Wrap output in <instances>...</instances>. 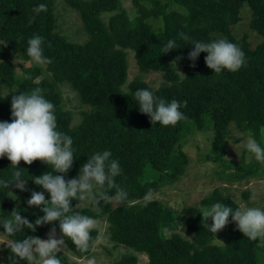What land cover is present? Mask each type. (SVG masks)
I'll use <instances>...</instances> for the list:
<instances>
[{
	"label": "trees",
	"instance_id": "trees-1",
	"mask_svg": "<svg viewBox=\"0 0 264 264\" xmlns=\"http://www.w3.org/2000/svg\"><path fill=\"white\" fill-rule=\"evenodd\" d=\"M65 1L82 19L88 36L84 43L71 41L57 30L55 0H0V122L14 119L12 96L40 88L54 105L57 131L73 140L72 168L57 175H64L66 180L79 178L88 158L105 150L111 152V160L119 162L122 171L114 179L128 193L125 203L101 200L100 209L95 210L72 201L73 213L107 220L109 240L129 251L112 264H138L137 253L147 255L149 264H264V243L248 239L231 215L216 235L207 227L212 224L211 217L202 220L198 210L214 203L234 210L241 207L224 192L229 190L226 186L215 188L201 200L195 209L196 219L187 226L171 206L148 199L186 174L191 159L185 145L197 133H210L207 159L224 165L217 172L222 179L233 183L262 178L260 168L264 172V164L256 159L240 165L227 164L224 157L235 128L264 147V0H132L136 9L133 17L120 0ZM40 4L46 5L47 11L35 12ZM106 14L110 15L105 19ZM240 23L257 35L254 46L248 32L241 35L237 31ZM181 34L189 39L184 40ZM34 35L43 37V54L52 62L23 66L19 74L7 56L31 60L26 50ZM220 38L237 44L245 53L246 65L238 71L215 73L205 63L206 52L195 61L189 59L193 42L210 43ZM169 40L178 47L163 53ZM128 50L135 52L141 72L163 74L164 80L157 88L141 77L127 84ZM63 84L75 89L80 102L89 107L74 125L71 111L63 107ZM138 89L151 90L166 102L179 101L187 119L175 126L153 124L135 101ZM18 167L26 180V190L16 188L15 182L7 188L0 186V233L10 241H22L29 236L42 239L55 228V233L64 238L59 221L38 225L35 231L25 227L11 236L5 232L2 222L12 218L13 211L32 223L44 215L43 205L27 203L33 191L43 192L46 200L50 199V193L36 185L33 177L45 172L55 174L52 165L40 160L31 165L21 161ZM16 170L6 156L0 158V180L11 181ZM97 189L110 197L116 193L107 185ZM251 195V190L243 192L246 200ZM181 224L193 231L190 239L177 231ZM100 233L98 228L91 232L87 252L79 251L65 237L69 253H57L62 264H80L71 257H90ZM4 253L7 261L0 260V264H29L9 247Z\"/></svg>",
	"mask_w": 264,
	"mask_h": 264
},
{
	"label": "clouds",
	"instance_id": "clouds-1",
	"mask_svg": "<svg viewBox=\"0 0 264 264\" xmlns=\"http://www.w3.org/2000/svg\"><path fill=\"white\" fill-rule=\"evenodd\" d=\"M35 12L47 11L46 5L40 4ZM34 21V17L29 23ZM184 40L189 37L181 34ZM43 37L34 35L28 40L27 55L36 63L44 65L52 61L43 54ZM194 50L189 53V59L195 61L201 52H206V65L219 74L222 70L231 72L238 71L246 65L245 53L241 48L229 42L226 38H220L210 43L193 42ZM174 40H169L163 48L167 53L177 48ZM194 66V65H193ZM135 101L139 104L141 113L147 114L154 124L159 122L163 126H175L178 122L186 120L187 117L180 111L181 103L175 99L166 102L164 98L158 97L148 89H138L134 93ZM187 106V101L183 102ZM12 122H0V158L7 157L14 171L11 181L0 180V186L5 188L15 182V187L26 190V180L22 178L19 171V163L23 161L31 165L40 160L47 165H52L55 174L45 172L33 177L36 185L42 186L50 193V199L45 198L43 192L33 191L31 198L27 201L30 206H41L44 213L34 223L22 217L18 211L12 212V218H5L2 222L5 232L11 236L23 228L35 231V227L45 223L59 221V227L63 237L69 238L81 252L89 250L92 240L91 232L98 228V221L79 212L73 213L72 201L91 200L99 204L101 200L110 202L115 199L118 203H125L128 193L116 182L115 177L121 174L119 162L111 160V152L105 150L97 152L81 167L79 178L65 179L64 175L56 173H67L73 165V140L70 136L57 131L55 108L48 101L40 88L31 93H20L11 99ZM247 150L254 154L255 159L264 164V147L251 136L246 142ZM116 189L114 197L106 192H96V188ZM98 194V196H97ZM202 214V220L212 219L211 226L207 227L216 235L229 223V216L237 223L238 229L250 240H260L264 243V210L258 207H239L233 209L222 203H214L209 208L198 210ZM55 228L49 233L48 239L29 236L22 241H7L11 252L21 259L27 260L29 264L39 257L40 264H62L57 256L58 252L64 250L65 239L55 238ZM87 264H96L95 258H90Z\"/></svg>",
	"mask_w": 264,
	"mask_h": 264
},
{
	"label": "rangeland",
	"instance_id": "rangeland-1",
	"mask_svg": "<svg viewBox=\"0 0 264 264\" xmlns=\"http://www.w3.org/2000/svg\"><path fill=\"white\" fill-rule=\"evenodd\" d=\"M121 5L128 11V14L133 17L136 14V9L133 5L132 0H120ZM56 14H57V30L68 37L69 40L74 42L84 43L88 36L84 30V25L79 13L71 7L65 0H55ZM110 14H106L105 19ZM239 34L248 32V39L254 46L257 41V35L248 30V26L244 23H240L236 27ZM2 42L0 41V44ZM11 62L14 63L16 70L19 74L22 73V67H28L31 65H41L31 60H23L18 58L14 54L7 56ZM128 82L132 81L136 77H141L147 80L154 87H158L161 81L164 80L161 72H141L138 68L135 52L128 50ZM179 72L182 69L177 67ZM127 84L124 89L127 90ZM61 92L63 97V107L67 111H71L73 115L72 125L77 124L83 117L85 110L89 107L80 102L79 96L75 89L69 84L61 85ZM210 133H197L192 135L185 145V150L190 156V165L187 168L186 174L180 181L174 185H168L163 187L159 192L151 194L148 199H159L171 206L176 210L179 215L185 220V225L191 224L196 219L195 209L200 206L201 200L208 194H210L215 188H229L227 192L241 207H258L264 210V172L263 168H260V173L263 174L261 177H252L245 179L241 182L230 183L217 172L224 168V165L219 162L207 159L210 151ZM250 136L243 133L239 129L235 128L232 137L230 139V146L227 149V153L224 160L227 164L235 163L240 165H248L255 159L254 154L250 153L246 148L247 139ZM230 162V163H229ZM245 190H251L252 195L249 200H246L243 196ZM96 192H100L96 188ZM98 196V194H97ZM114 204L118 202L114 199ZM79 207H90L95 210H99V205L95 204L91 200L79 201ZM98 229H100V237L96 240L93 248V252L90 257L75 258L80 264H87L88 259L95 258L96 264H112L113 261L120 258L121 256L128 254V250L123 245H116L114 242L109 240V223L107 220L99 218ZM187 228V227H186ZM183 224L177 230L185 238L190 239L193 236V231L186 229ZM50 233V232H49ZM47 236L42 239H48ZM55 238L61 239L59 233H55ZM7 239L0 233V260L7 261L4 253L7 246ZM61 252L69 253L64 246V250ZM139 257L138 264H149L148 256L143 253H137ZM32 264H40L39 257H37Z\"/></svg>",
	"mask_w": 264,
	"mask_h": 264
}]
</instances>
